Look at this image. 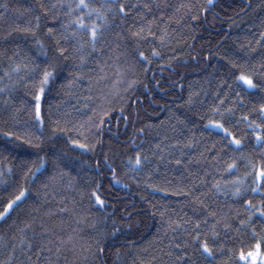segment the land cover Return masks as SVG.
<instances>
[{"label": "trees", "instance_id": "obj_1", "mask_svg": "<svg viewBox=\"0 0 264 264\" xmlns=\"http://www.w3.org/2000/svg\"><path fill=\"white\" fill-rule=\"evenodd\" d=\"M54 2L55 0H0V5H7V9L0 7V13H3L0 16V76H4L6 70H10L25 58L43 67L46 61V57L42 54L44 52H47V59L51 60L55 42L48 35V28L55 29L56 39H59L60 33L63 32L61 23L66 20L62 13L67 10L64 8L61 14L53 19L56 10L51 9V5ZM72 2L74 4L75 0ZM90 2L99 6L103 0H90ZM123 2L141 5L149 3L152 6L151 12H147L142 7L132 10L123 25L117 18L114 26L105 33L106 43H111L112 46L120 43L121 48L117 50L118 52L127 50L129 53L127 59L130 60L131 56L135 55L132 49L137 47L127 31L129 27L136 30L142 24L146 25L147 21H154L152 28L157 36L163 35L164 29L167 35L164 37L163 45L159 39L152 38H149L150 43L139 45V50L145 51L150 57L152 48H156L161 55L151 57L152 63L147 65L149 70L146 73L143 71L144 65L135 66L141 84L130 96L131 100L136 102L130 103L128 97H125L123 103L119 100L113 102L114 110L105 118L107 122L103 125L102 131L96 133V136L89 135L91 143H95L97 137L100 140L95 151H85L73 146L70 140L77 138L75 132L68 135L58 132L53 135L48 116L50 109L53 118L65 112L71 113L67 118L72 122L86 120L91 115L90 109L93 105L84 100V96L88 95L87 78L78 81L71 89L64 86L72 79L70 73L78 71L87 73L89 68L96 69L95 61H102L109 55L107 48L104 49L103 55L94 53L82 69L76 67L79 61L75 58L67 61L61 59L58 62L55 80L46 86L42 97L45 124L40 149L23 144L15 137L4 135L5 132L22 133L23 121L28 120L29 107L33 108L34 114L33 95L39 88L38 77L27 83V86L24 83L13 84L8 77L0 81V86L15 89L11 93H0V171L4 172L0 179L8 182L6 192L4 191L6 185H0V210L3 209V204L7 203L10 193L18 191L21 185L29 188V197L18 208H13L7 218L0 219V236L4 237L3 242H9V238L15 233V226L32 215L43 219L49 226L59 223L62 219L67 220L70 226H75L72 223L73 213L88 220L107 216L109 231L113 220L120 229L116 240L109 241L105 253L95 260L89 257L85 262L84 254L78 258L68 248L57 255L55 247L50 246L53 247L51 252L45 250L39 256L36 250H33L30 253L31 262H28L17 250L15 256L25 264H49V262L51 264H133V262L140 264L141 261L144 264H168L170 258L165 255L166 246L172 236L178 233L169 232L165 235V222L169 218L176 220L191 217L193 208L197 207L190 202V198L172 193L178 191L180 187L187 186L193 180L190 173L198 178L204 175L205 170L214 172L209 162L215 164L212 156L216 152L210 153L208 150L219 140V136L210 135L205 125L212 118L211 106L219 103L216 98L217 89L222 88L219 95L223 99L224 94L229 92L227 84L234 80L233 73L239 75L241 70L251 71L253 66L258 68L264 60V44H257V41L261 40L260 33L264 31V0H213L211 5L207 4V0H123ZM157 4L160 6L157 7ZM165 4L168 7H165ZM180 4L189 5L191 12L187 8H181L177 12L176 8ZM138 11L144 16V20L140 19ZM193 15L198 19L193 20ZM37 16L40 18L39 21L36 20ZM29 22L36 31V39L42 42L43 48L35 43L30 33L12 31L17 26H28ZM37 23L38 28H36ZM121 31L129 36V39L117 40L115 33ZM9 32L11 35H8ZM62 44L69 46L65 42ZM253 48L256 49L255 52L252 51ZM9 57L12 59L9 60ZM125 59L126 57L122 56L120 63L123 64ZM232 62L240 67L233 68ZM16 79V75L13 74V81ZM256 79L261 80L259 72L256 74ZM236 90L239 89L231 91L225 107L233 106ZM66 92L70 94L66 95ZM193 93H198L193 95V103L191 105L185 103ZM251 93V95L245 94L243 105L236 107L237 118L247 114L253 107H259L264 93L258 90H251ZM6 99L9 100L7 105L4 103ZM84 103H88L89 107L84 108ZM121 107L124 108L123 113L120 111ZM17 108L20 109L19 113L16 112ZM13 115H16L20 123L12 119ZM252 118H255V113L250 116V119ZM141 128L144 129L142 134L138 132ZM237 128L243 130L245 125L241 123ZM92 131L96 132L95 129ZM211 131L215 133L216 130ZM248 131L249 137L245 140L241 151L258 164V153L264 145H257L251 130ZM165 135L168 137L163 142L165 147L176 144L177 141L179 145L168 149L164 153L166 159L160 160L158 159L160 153L153 146ZM187 143H192L193 146L184 147ZM219 147L217 145V151ZM137 151H142L151 158V164L138 173L127 166L128 157L134 159ZM181 151L185 153L182 159L187 165V170L185 165L168 163V159L174 161L175 158L180 157ZM153 152H156V156H152ZM169 152L171 156L168 155ZM231 155L233 153L230 152L229 156ZM234 155L239 156L240 153ZM39 156L47 158V173H51L53 159L58 157L57 171L64 173L54 184L50 183L48 189L41 187L44 176H41L34 185L26 183L23 178L24 172L32 166L33 161L39 163ZM106 156L108 164L116 169L119 183L112 180V173L105 164ZM189 159L192 160L190 164L187 163ZM197 160L200 162L197 163ZM223 160L230 162L228 157H224ZM218 166L223 168L226 164L222 162ZM9 167L12 169L11 173L7 171ZM152 168H156L157 171L149 181L147 173ZM245 171H251L253 174L244 177ZM215 175L219 178L218 173ZM234 176H240L245 180L248 191L240 198L220 195L209 197L208 202L216 201L213 207L222 205L221 213L235 216L239 212L240 218L246 219L249 213L245 210L244 201L251 200L253 204L259 205L264 199V188L255 193L251 191V188L256 187L254 170L246 169L243 163H240L239 172ZM207 179L211 180L212 176H208ZM95 182L103 185L100 192L105 200V207L102 209H98L94 201L89 200V194L96 186ZM149 183L167 191H155L152 187H148ZM205 190L201 189V191ZM65 206L71 211L59 213L58 209ZM36 208L39 211H33ZM46 212H55L56 215L46 216ZM162 212L165 214L163 217ZM262 221L264 218L256 213L253 216V224L239 232L235 227L226 231L220 225L217 228L219 237L216 240V247H222L223 252L217 253L215 264H225V262L234 264V261L239 259L241 250L245 252L254 250L257 240L252 237V232L257 233V238L264 233ZM211 223L213 221L210 220L209 224ZM233 223L238 225L239 221L235 220ZM80 227H84L86 234L90 233V229L84 225ZM68 230L70 231L71 228L69 227ZM52 239L55 240V237ZM6 258V252L0 249V259ZM194 259L197 260V264H202L201 257L197 256ZM13 264H18V261H14ZM240 264L244 262L240 261Z\"/></svg>", "mask_w": 264, "mask_h": 264}, {"label": "snow or ice", "instance_id": "obj_2", "mask_svg": "<svg viewBox=\"0 0 264 264\" xmlns=\"http://www.w3.org/2000/svg\"><path fill=\"white\" fill-rule=\"evenodd\" d=\"M213 0H207V4L211 5ZM157 7L160 5L157 4ZM168 7L167 4L164 5ZM7 9V5H0ZM43 7V5L41 6ZM145 9L147 12L152 11V6L149 3L137 4V3H125L123 0H103L99 6H96L90 2V0H75L73 4L72 0H55L51 5V9L56 10L53 19H56L63 11V16L66 20L61 23V28L63 32L60 33V38L56 39L55 29L49 27L48 35L54 39L55 48L54 55L51 60L47 59V52L42 53L46 57L44 66L41 67L40 64H36L31 60L25 58L20 63H16L10 70L4 72V76H0V81L4 77H8L13 84L31 83L38 77L39 88L33 95L34 100V114L33 108H28V120L23 121L24 129L22 133L16 132H5L4 135L7 137H15L17 141L23 144H27L30 147L40 149L43 143V128L45 124V119L42 109V97L45 94L46 86L54 82L57 75V67L59 66V61L62 59L64 61L70 58H75L79 61L77 68L82 69L87 64L90 58H92L94 53L103 55L104 49L107 48L109 55L104 60H96V69L89 68L88 72L78 71L76 73H70L72 79L67 81L64 86L71 89L76 86L78 81H83L85 77L87 78V92L88 95L84 96V100L91 102L92 107L90 109L91 115L87 117L86 120L72 122L67 117L71 113H63L61 116H56L53 118L51 109L49 111L48 119L52 125V133L56 135L58 132L68 135L71 132L77 134V138L71 139L70 143L85 151H95L96 145L100 143L99 138H96L95 143L89 142V135L96 136V133L102 131L103 125L107 122L106 117L109 116L110 111L114 110L112 104L114 101L119 100L120 102L125 101V97H128L130 103H135L136 101L131 100V93H134L137 87L141 84L135 72L136 65H144L143 71L146 73L149 69L147 65L152 63L151 57H160L161 53L156 49H151V57L146 55L145 51L139 50V45L141 43H150V39H159L161 45L164 44V37L167 35L166 29L163 30V35L157 36V33L153 30L152 25L154 21H147L146 25L142 24L138 29L132 30L131 27L127 29L130 34V38L135 42L136 48L132 49L135 55L131 56V59H127L129 53L127 50L125 52H118L117 50L121 48L120 43H116L114 46L111 43H106L105 33L114 26V22L117 18L120 19L121 25L125 23V20L132 10H138L139 8ZM181 8H187L191 12V7L186 4H180L176 11L179 12ZM207 10L206 8L204 9ZM47 14V12L45 13ZM140 15V19L144 20V16ZM3 13H0L2 16ZM39 17L36 20L39 21ZM171 19V17L169 18ZM193 20H197L198 17L193 15ZM179 23V21H177ZM120 27V25H115ZM39 27L37 23L36 28ZM12 31H19L23 33H30L35 43L43 48V44L39 39H36V31L31 27V22L28 26L19 27L12 29ZM11 35V32L8 33ZM116 39L123 41L129 39L123 31L115 33ZM261 40L257 41V44H264V31L260 33ZM62 42L67 43L69 46H63ZM253 52L256 51L255 48L252 49ZM115 53V55H112ZM126 57L125 62L120 63L121 57ZM12 58L9 57V60ZM233 68H239L235 62H232ZM257 72L261 75V80L257 81ZM22 73V74H21ZM94 73V75L92 74ZM13 74L16 75L17 79L13 81ZM234 80L232 83L227 84L229 92L224 94V98H220V91L222 88H218L216 92V98L219 103L213 104L211 106L212 118L208 120L205 128L209 130V134H215L219 136V140L213 143V146L208 151L210 153L216 152L212 156V161L215 164L210 163L213 167L214 172H209L205 170L204 175L196 178L194 174L193 180L187 185L180 187L178 191L173 192V195L184 196L190 198V202L197 207L193 208V216L187 217L186 219H171L169 218L165 223L164 233L167 235L169 232L173 234L172 238L169 240V244L166 246L167 251L165 255L168 256V264H197V260L194 257H201L202 264H215L216 255L218 252L222 253L223 248L216 247V240L219 237V232L217 228L222 225L223 228L231 230L233 227L239 232L241 229L247 228L249 225L253 224V216L259 213L261 218H264V199L259 202V205L253 204L251 200H245L246 205L245 210L249 213L246 219L240 218L239 212L235 216H230L228 213H221L220 208L222 205L213 207L216 201L212 203L208 202L209 197L223 195L225 197L240 198L247 191L248 187L245 180L240 176H234L235 173L239 172L240 163H243L246 169L254 170V183L256 187L251 188L253 193L258 192L261 188H264V147H261L258 153L259 163H254L253 159L245 156L241 151L245 145V140L249 137V131L251 130L257 145H264V97H261V102L259 107H253L247 114L242 117H236V107L238 105H243L244 95H251V90H258L260 93H264V60L261 61L259 67L253 66L251 71L241 70L239 75L233 73ZM147 87V85H144ZM239 89L235 91V100L233 101V106L225 107V103L232 90ZM14 87L0 86V93H11L14 91ZM70 94L66 92V95ZM74 94V93H73ZM193 95H198V93L190 94L185 103L191 105L193 103ZM5 105L9 103V100L4 101ZM84 108H88L89 104L84 103ZM59 109V105H57ZM78 111V109H77ZM120 111L123 113L124 108L121 107ZM16 112L19 113L20 109L17 108ZM255 113V118L250 119V116ZM204 117H201L203 119ZM12 119L17 123L20 121L17 119L16 115L12 116ZM127 119V117H124ZM63 121V123H62ZM98 121V122H97ZM182 123V121H181ZM243 123L245 128L240 130L237 125ZM95 129L94 133L92 130ZM216 130L213 133L211 130ZM40 134H37V133ZM139 133H143L144 129L138 130ZM168 137L162 136L161 139L155 143L153 146L157 152L160 153L158 159H166L164 153L168 149L176 148L179 145V141L176 144L164 146V141ZM83 140L84 142H81ZM217 145H219V151H217ZM192 143H187L184 145L186 148H191ZM233 155L229 156V153ZM239 152L240 155L236 156L235 153ZM171 156V152L168 153ZM185 155L183 151L180 153V157L174 159H168V163H175L177 166L185 165V170H187V165L182 157ZM203 157V153L200 154ZM152 156H156V152L152 153ZM228 157L230 162L224 161L223 158ZM58 157L53 159V169L51 173H47V158L45 156H39V163L36 161L32 162V166L27 168L24 172L23 178L26 183L36 184L37 180L41 176L45 179L41 181V187L48 189L50 183H55L58 178H62L63 172L57 171L59 169ZM204 159H207L204 157ZM197 163L200 161L197 160ZM225 163L226 166L221 168L218 165ZM187 163H192L189 159ZM99 164V162H98ZM105 164H107L109 171L112 173V180L119 183L117 178L116 169L108 164L107 156L105 157ZM151 164V158L149 155L142 153V151H137L135 158L131 156L127 159V166L134 172H140L144 168ZM9 173L12 169L9 167L7 169ZM156 168H152L151 171L147 173V179L150 181L152 179L153 173L156 172ZM219 174V178L215 175ZM253 173L251 171H245L244 177L250 176ZM4 172L0 171V177H3ZM212 176V179H207L208 176ZM233 177L232 179L225 178ZM170 183V181H169ZM0 185H6L4 191L6 192L8 182L0 179ZM95 188L89 194V200L94 201V205L98 209L105 207V200L102 198V193L100 189L103 187L102 183L95 182ZM148 187H152L155 191H167V189L157 187L151 183ZM201 189H206L201 191ZM37 195H39L37 193ZM29 197V188L21 185L18 191H14L9 194L7 198V203L3 204V209L0 210V219H5L10 215L13 208H18L25 199ZM33 211H39L38 208L33 209ZM71 210L69 208L61 207L58 209L59 213H67ZM46 216H55V212H46ZM165 214L162 212L161 216ZM129 220L131 216L129 215ZM195 218V219H194ZM107 216L103 217H93L88 220L86 217L81 216L77 213L72 215V223L75 226H70L67 220H60L59 223L49 226L44 222L43 219L38 218L35 215L30 216V218L21 220L18 225L15 226V233L9 238V242H3L4 237L0 236V249H3L7 254L6 259H0V264H13L14 261H18V264H25L24 261H19V258L15 256L17 250H19L26 258L28 262H31L30 253L36 250L37 256L43 251L51 252L53 247H55V252L59 255L65 248H68L74 255L78 258L81 254L85 262L91 257L95 260L97 257L102 256L106 248L109 246V241H115L117 234L120 229L116 226V221L113 220L111 225V230L107 225ZM194 220V222H193ZM213 223L209 224V221ZM238 220V225H234V221ZM264 222V221H262ZM84 225L86 228L90 229V233H85ZM131 225H129L130 227ZM71 228L69 231L68 228ZM39 229V230H38ZM159 231V229H158ZM31 233V235H29ZM55 237V240L52 239ZM252 237L257 240L254 246V250L239 252V259L234 261V264H240L243 261L244 264H264V233H261L257 238V233L252 232ZM10 243V248H9ZM71 246V247H69ZM117 256H119V249H117ZM155 259V257H153ZM51 264V262H49ZM135 264V262H133ZM140 264H144L143 261ZM227 264V262H225Z\"/></svg>", "mask_w": 264, "mask_h": 264}]
</instances>
